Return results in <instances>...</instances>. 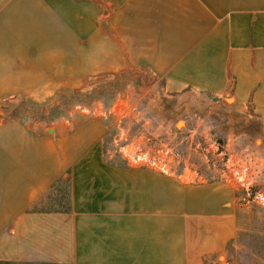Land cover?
I'll use <instances>...</instances> for the list:
<instances>
[{"label":"crops","instance_id":"0c3cea01","mask_svg":"<svg viewBox=\"0 0 264 264\" xmlns=\"http://www.w3.org/2000/svg\"><path fill=\"white\" fill-rule=\"evenodd\" d=\"M89 1L0 0V100H44L61 68L110 65L93 43L101 17ZM194 1L233 11L170 74L221 90L216 69L234 37L264 46V0ZM198 66L213 79L199 80ZM104 131L97 116L55 135L20 120L0 122V264H227L221 257L238 227L234 187L112 163ZM54 194H67V204L39 205ZM56 235L65 250L50 246Z\"/></svg>","mask_w":264,"mask_h":264},{"label":"rangeland","instance_id":"374dc122","mask_svg":"<svg viewBox=\"0 0 264 264\" xmlns=\"http://www.w3.org/2000/svg\"><path fill=\"white\" fill-rule=\"evenodd\" d=\"M89 2L101 17L93 43H101V55L110 58V65L61 68L47 99L0 100V122L20 120L34 131L55 135L97 116L111 162L182 176L188 183H227L235 189L238 227L221 260L264 264V210L244 200L247 192H264V46L248 37L238 44L234 37L216 69L215 79L224 78L223 89L210 90L174 78L170 69L194 55L193 46L233 11L230 4L217 12L219 5L211 4L208 11L194 0ZM194 75L203 83L213 79L199 66ZM45 202L39 205H66L67 194ZM43 228V235L52 233ZM41 240L45 254L47 238ZM49 244L68 247L57 235Z\"/></svg>","mask_w":264,"mask_h":264},{"label":"built area","instance_id":"2783aa9c","mask_svg":"<svg viewBox=\"0 0 264 264\" xmlns=\"http://www.w3.org/2000/svg\"><path fill=\"white\" fill-rule=\"evenodd\" d=\"M238 179H240V184L242 186H245L246 190H249V185H246V182L243 180V176L240 174L238 176ZM244 200L247 202H255L258 206H260L264 210V192L263 191H257L254 193L247 192L246 197H244Z\"/></svg>","mask_w":264,"mask_h":264},{"label":"trees","instance_id":"16d2710c","mask_svg":"<svg viewBox=\"0 0 264 264\" xmlns=\"http://www.w3.org/2000/svg\"><path fill=\"white\" fill-rule=\"evenodd\" d=\"M220 107H222V106H224V105H222V104H220L219 105ZM222 108H224L227 112H228V109L224 106V107H222ZM113 163V162H112ZM211 181H214V180H211ZM231 241V240H230Z\"/></svg>","mask_w":264,"mask_h":264}]
</instances>
